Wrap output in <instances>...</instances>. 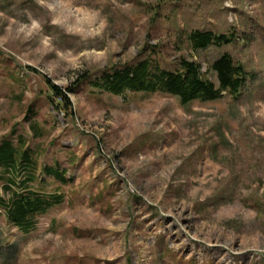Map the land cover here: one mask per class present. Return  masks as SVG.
Listing matches in <instances>:
<instances>
[{
    "label": "rangeland",
    "instance_id": "rangeland-1",
    "mask_svg": "<svg viewBox=\"0 0 264 264\" xmlns=\"http://www.w3.org/2000/svg\"><path fill=\"white\" fill-rule=\"evenodd\" d=\"M194 30L234 37L194 50ZM226 52L248 73L236 96L88 84L148 57L217 84ZM21 139L37 166L16 184L63 198L26 233L0 216V264H264V0H0V144Z\"/></svg>",
    "mask_w": 264,
    "mask_h": 264
},
{
    "label": "trees",
    "instance_id": "trees-1",
    "mask_svg": "<svg viewBox=\"0 0 264 264\" xmlns=\"http://www.w3.org/2000/svg\"><path fill=\"white\" fill-rule=\"evenodd\" d=\"M233 35L214 33L212 31L194 30L187 35V41L194 50L205 49L211 45H222L229 43ZM176 70H169L160 65L151 57L137 61L133 64L123 66L122 69H111L100 77L88 82V84L99 91L111 95H122L127 93H163L178 98L182 105L193 101L209 102L220 99L225 93L236 96L245 85L247 72L245 68L236 63L230 53H223L214 60L209 69L216 75L217 84L201 72V65L195 61L182 58ZM48 82V81H47ZM81 78L76 81L80 85ZM83 83L87 84L83 81ZM82 83V84H83ZM53 95L58 97L65 106L70 104L66 90L76 87H67L65 91L57 85L48 82ZM34 130L35 125H31ZM31 149L26 146L25 140L15 146L10 141L0 144V168L10 175L4 186L5 192H9L6 199L0 196V216L3 215L6 222L16 228L18 233L29 232L30 227L40 215L45 214L56 204L62 201L63 195L49 194L41 195L34 191L26 182L16 184L15 174L18 168L28 172L27 180H32L36 162L33 161ZM36 154V153H35ZM44 170L52 174L60 181H66L55 167H44ZM65 175V173H64ZM24 189L17 191L14 186Z\"/></svg>",
    "mask_w": 264,
    "mask_h": 264
}]
</instances>
